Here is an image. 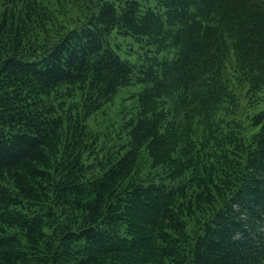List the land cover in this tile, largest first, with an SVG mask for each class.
Listing matches in <instances>:
<instances>
[{"label":"trees","instance_id":"trees-1","mask_svg":"<svg viewBox=\"0 0 264 264\" xmlns=\"http://www.w3.org/2000/svg\"><path fill=\"white\" fill-rule=\"evenodd\" d=\"M261 103L264 0H0V264H264Z\"/></svg>","mask_w":264,"mask_h":264},{"label":"rangeland","instance_id":"rangeland-1","mask_svg":"<svg viewBox=\"0 0 264 264\" xmlns=\"http://www.w3.org/2000/svg\"><path fill=\"white\" fill-rule=\"evenodd\" d=\"M140 84H133L128 87L123 88L119 93L116 94L115 98L110 102V104L105 108L103 114H98L95 117H89L87 124L93 129L104 130L105 125H109L121 114L120 111L124 110L131 102L127 97L131 92H138L140 90ZM125 98V99H123ZM264 103H261L260 107H263ZM254 111V110H252Z\"/></svg>","mask_w":264,"mask_h":264}]
</instances>
